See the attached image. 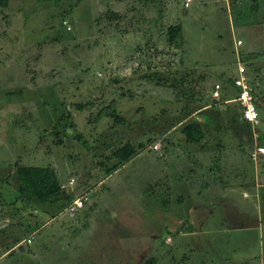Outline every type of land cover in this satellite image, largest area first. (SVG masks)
Masks as SVG:
<instances>
[{
  "label": "rangeland",
  "instance_id": "rangeland-1",
  "mask_svg": "<svg viewBox=\"0 0 264 264\" xmlns=\"http://www.w3.org/2000/svg\"><path fill=\"white\" fill-rule=\"evenodd\" d=\"M176 23L181 36L169 43L166 26ZM251 52L258 56L246 59ZM239 68L264 119V0L188 7L183 0H9L0 7V177L13 181L15 162L50 164L60 182L75 178L67 192L85 197L76 211L61 210L60 200L45 214L37 204L4 202L13 182L0 183V216H10L12 238L35 232L33 254L21 264H144L150 256L151 264H264V155L249 157V128L236 104L224 101ZM215 83H224L220 99L210 94ZM189 121L200 122V142L181 132ZM125 141L136 153L105 174L111 151ZM255 177L256 209L247 188ZM223 196L251 221L256 214L260 228L228 223L226 230L216 206ZM52 208L59 211L51 219Z\"/></svg>",
  "mask_w": 264,
  "mask_h": 264
},
{
  "label": "trees",
  "instance_id": "trees-1",
  "mask_svg": "<svg viewBox=\"0 0 264 264\" xmlns=\"http://www.w3.org/2000/svg\"><path fill=\"white\" fill-rule=\"evenodd\" d=\"M9 0H0V7L7 6ZM105 15L109 18H117L119 16V13L114 10H107L105 12ZM154 25V24H152ZM157 25V24H156ZM153 27V26H152ZM181 24H168L166 26V34H167V41L169 43H174L178 37L181 36ZM258 56V53L251 52L250 54L246 55V59L250 58H256ZM245 58H242V60ZM232 79H229V81ZM232 84V83H231ZM236 93V92H235ZM192 94V93H191ZM222 94V93H221ZM220 94V97L222 95ZM193 96V94H192ZM220 97L218 99H220ZM214 98V97H213ZM256 101L257 96L255 95ZM195 101H199V97L194 98ZM77 105L78 109H81L84 107V103H75ZM258 105V103H257ZM238 109H240L238 107ZM115 121L122 122L123 117L116 113L114 109H112L109 113ZM245 124H247L248 133L250 132V125L247 121H245L243 118L241 119ZM181 132H183L184 137L189 141H201V139L204 137V131L202 129V126L199 121H189L182 125ZM264 135V133H262ZM261 136V135H260ZM259 136V143L264 142V138L260 139ZM136 153V147L133 143L130 141H125L123 144L117 146L111 151V156L114 158V162L111 165H107L104 167V173L109 174L113 170H115L119 165H121L123 162L131 158L132 155ZM13 177L14 180L12 181L11 175L0 177V183H12L13 188V198L11 200H7L4 197V202L8 201L9 203H12L13 201H20L22 204H24L23 208L29 207V205H39L41 206L42 212L47 214L46 208L44 207L52 205L53 203H56L57 201L62 200V204L60 209H64L66 204L71 201L74 196L70 194V192H67V188H60V179L50 164H41V165H28V164H22L15 162L13 164ZM1 192V191H0ZM28 205V206H26ZM51 209V217L57 215L59 209ZM29 214H35L36 212H32V210H28ZM153 260V257L150 256L147 259H145L144 264H151Z\"/></svg>",
  "mask_w": 264,
  "mask_h": 264
},
{
  "label": "crops",
  "instance_id": "crops-1",
  "mask_svg": "<svg viewBox=\"0 0 264 264\" xmlns=\"http://www.w3.org/2000/svg\"><path fill=\"white\" fill-rule=\"evenodd\" d=\"M233 70L235 71V65L233 67ZM235 74H236V72L234 73V75ZM232 78L233 77L231 76L230 79H232ZM227 84L230 85V86H228L229 92H227L228 97H227V99H224V101L225 102H232L233 101L238 108L239 105H238L237 101H235V99H234L236 89L231 84V80ZM213 87H214V85H213ZM213 87H212V89H213ZM212 89H211V91H212ZM222 90L225 91L224 90V83L222 85H220V94L222 93L221 95H223ZM211 91H210V94H211ZM232 93H233V96L230 97V94H232ZM218 98H216V99H218ZM258 113H259V111H258ZM259 116H260V114H259ZM250 128H251V126H250ZM261 156H259V157H261ZM261 168L263 169V167H261ZM258 178L259 177H257V179ZM260 181L261 182H259L258 185H263L264 176L260 177ZM247 184H248L247 188L253 189V194L255 196L254 203H255V209H256V187L258 186V185H256L257 184L256 183V177L252 178L251 181H248ZM260 189H261V191L259 193V198L264 197V187L260 186ZM225 198L227 200H225ZM216 200H218V203L216 204V206L218 209L220 207L219 210H221V213H222V218H223L222 221H224V223L222 224L223 226L224 225L226 226L228 223H231L228 227H238L241 229L242 228L249 229V228H256V226L259 227L260 225H262V221H260L259 218L255 219L256 214H253L252 217H255V218L253 221H251L250 220L251 216L249 217L247 214H245L246 212H245L244 208H242V210H241V206L236 203L237 201L235 199H233V198L230 199V197L228 198V197L223 196V197H219L218 199L216 198ZM205 206H207V205H205ZM213 207H214V205L212 207L207 206L206 208L209 211H213V209H215ZM230 212L233 214V216H230V214H229ZM9 219H10V216H4V217H2V215L0 216V228L5 229L4 230L5 233L3 235H0V260H2L4 258H7V259L12 258L13 259L12 264H21V261H20L21 257H23V256L28 257V256H31L33 254L32 250L29 248L28 244L32 243L33 235L35 232L32 231V233H30V235L28 234L29 236H27V234H26V235L18 237V238H12V235H13L12 231L15 229L12 226L11 221L9 223ZM51 219H52V217H51ZM228 227L226 226V230L228 229ZM10 232H12V233H10ZM27 237L30 238L29 242H27L25 240ZM206 259L208 260V258H206ZM253 264H263V263H261L260 261H257L256 263H253Z\"/></svg>",
  "mask_w": 264,
  "mask_h": 264
},
{
  "label": "built area",
  "instance_id": "built-area-1",
  "mask_svg": "<svg viewBox=\"0 0 264 264\" xmlns=\"http://www.w3.org/2000/svg\"><path fill=\"white\" fill-rule=\"evenodd\" d=\"M191 0H183L184 7H188ZM240 42V40H238ZM232 85L236 89L235 93V101H237L241 117L249 123L252 130V138H253V148L249 151V157L251 159L256 160L259 156L264 155V144L259 143L257 140L258 133L260 131L264 133V119H261L258 113L257 101L255 98V93L253 92V88L249 82V78L242 69L239 68L238 74L233 76ZM220 84L215 83L214 87L211 91L213 97L219 96ZM262 121V124H261ZM74 177H68L65 180L60 182V188H66L71 186L74 183ZM85 197L77 196L74 197L71 201H69L64 209L68 212L76 211L81 208ZM27 242L30 241V238L27 237L25 239Z\"/></svg>",
  "mask_w": 264,
  "mask_h": 264
}]
</instances>
